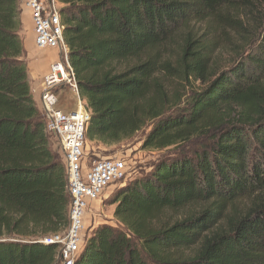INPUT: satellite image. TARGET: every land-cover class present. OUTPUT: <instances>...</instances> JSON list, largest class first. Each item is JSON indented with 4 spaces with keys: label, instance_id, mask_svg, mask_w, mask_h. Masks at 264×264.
I'll list each match as a JSON object with an SVG mask.
<instances>
[{
    "label": "trees",
    "instance_id": "obj_1",
    "mask_svg": "<svg viewBox=\"0 0 264 264\" xmlns=\"http://www.w3.org/2000/svg\"><path fill=\"white\" fill-rule=\"evenodd\" d=\"M58 2L88 141L112 146L152 123L146 147L207 144L112 192L116 225L86 230L75 264H264V0ZM19 5L0 0V264H62L45 240L69 228L68 171L32 94ZM216 32L247 46L210 76ZM168 74L204 84L174 112Z\"/></svg>",
    "mask_w": 264,
    "mask_h": 264
},
{
    "label": "built area",
    "instance_id": "obj_2",
    "mask_svg": "<svg viewBox=\"0 0 264 264\" xmlns=\"http://www.w3.org/2000/svg\"><path fill=\"white\" fill-rule=\"evenodd\" d=\"M25 4L33 15L37 47L56 49L61 56L44 77L41 106L47 130L58 137L67 166L70 225L66 232L45 241L60 246L62 264H75L84 244L85 219L91 203L99 200L110 185L127 177L128 165L123 159H104L91 167L85 166L91 111L80 94L78 80L69 61L60 4L58 0H26ZM67 90L77 97L75 111L66 112L59 107L61 94Z\"/></svg>",
    "mask_w": 264,
    "mask_h": 264
},
{
    "label": "rangeland",
    "instance_id": "obj_3",
    "mask_svg": "<svg viewBox=\"0 0 264 264\" xmlns=\"http://www.w3.org/2000/svg\"><path fill=\"white\" fill-rule=\"evenodd\" d=\"M59 4L60 8H62L63 5L61 3ZM195 26L199 30L204 31V24H195ZM215 36L219 38V41L217 42L218 50L213 59L210 69V76L214 72L217 73L219 71L221 72L229 69L238 56L244 53L247 46V42H244L241 37L232 32L225 33L223 35L224 38L218 37L217 32ZM166 54L167 57L174 55L173 51L171 50L167 51ZM203 87L204 84L201 80L190 79V82H187L173 78L172 74H168L166 77L165 89L170 98V108L173 109L170 112H174L181 107L183 108L188 98L201 90ZM61 97V100L64 98L63 101L67 107H70L71 109L77 108V97L71 90L63 92ZM151 124L146 125L132 138L112 146H106L99 142H90L87 140L84 152L85 166L91 167L95 163L104 159H123L128 165V172L130 175L127 177V180L109 186L107 189L111 192H114L122 184H127L134 178L141 176V174L149 172L156 162L167 154H173L174 152H182L186 150H191L192 154L194 151L197 152L200 149L207 147V144L204 140L193 141L188 145L184 144L163 150L153 147H146L145 139L152 129ZM53 143V149H57L59 147L57 140L53 139ZM101 201L102 200L99 199V208L96 209L90 207L87 212L86 218L89 219V222L86 224L87 219H85L87 230L86 236L91 235L95 229H97L99 226L98 224L100 223L111 224L114 226L116 225L113 214L115 206L111 205L108 201Z\"/></svg>",
    "mask_w": 264,
    "mask_h": 264
},
{
    "label": "crops",
    "instance_id": "obj_4",
    "mask_svg": "<svg viewBox=\"0 0 264 264\" xmlns=\"http://www.w3.org/2000/svg\"><path fill=\"white\" fill-rule=\"evenodd\" d=\"M25 2L26 0H20L19 5L20 18L22 22L20 37L26 50L25 57L28 67V79L31 86L32 94L38 108L42 111L41 96L43 93L44 77L50 71L51 66L60 61L61 56L57 50L50 48L42 50L37 47L35 40L36 37L33 24V15L29 8L26 7ZM63 100L64 98L61 100L59 106L61 110L70 112L75 111L77 109H71L70 107H67ZM111 193L112 192L110 190L106 189L105 193L103 194V197L100 198L102 200L101 202H103V200H106L111 195ZM99 203V200L93 201L91 203V208H99ZM86 219V224H88L89 219ZM98 225H101V223Z\"/></svg>",
    "mask_w": 264,
    "mask_h": 264
}]
</instances>
